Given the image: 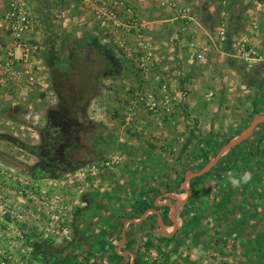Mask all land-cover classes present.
<instances>
[{
	"label": "rangeland",
	"instance_id": "obj_1",
	"mask_svg": "<svg viewBox=\"0 0 264 264\" xmlns=\"http://www.w3.org/2000/svg\"><path fill=\"white\" fill-rule=\"evenodd\" d=\"M90 1L28 0L43 88L0 89V262L129 264L115 251L124 221L155 209L170 231L155 198L182 199L185 175L264 115V0H121L139 23L122 48L94 38ZM143 84L165 85L169 112L128 109ZM55 89L84 98L76 120ZM104 175H120L110 212L96 203ZM167 202L173 234L155 214L129 225L134 264H264V124Z\"/></svg>",
	"mask_w": 264,
	"mask_h": 264
},
{
	"label": "built area",
	"instance_id": "obj_2",
	"mask_svg": "<svg viewBox=\"0 0 264 264\" xmlns=\"http://www.w3.org/2000/svg\"><path fill=\"white\" fill-rule=\"evenodd\" d=\"M119 1L121 0H91L90 8L91 19L96 27L94 38L104 42L110 39L122 48L124 37L136 30L139 23L137 15L129 6L123 13L124 19H121L118 11ZM36 25L28 0H0V89L22 85L31 87L35 84L43 88V80L37 72L38 62L33 56L37 49L33 44L36 42ZM148 80L146 78V81ZM165 91V85L154 90L143 84L139 90L130 93L128 109L137 107L139 103L154 114L161 109L169 112L167 101L160 107ZM0 264L7 263L1 261Z\"/></svg>",
	"mask_w": 264,
	"mask_h": 264
},
{
	"label": "crops",
	"instance_id": "obj_3",
	"mask_svg": "<svg viewBox=\"0 0 264 264\" xmlns=\"http://www.w3.org/2000/svg\"><path fill=\"white\" fill-rule=\"evenodd\" d=\"M59 2H61V0H58ZM64 0H62V2H63ZM64 11V10H63ZM64 13H65V11L62 13V14H60V15H57L56 17H58V18H64ZM52 17V16H51ZM54 18V17H53ZM46 22H49L48 20L46 21ZM43 23H45V22H43ZM87 26H90V29H92V22H87ZM45 25H49V23H45ZM62 25L64 26L65 25V22H64V20H62ZM89 28V27H88ZM101 42H104V41H100V43ZM120 179V175H108V176H105L104 175V177H102V179H101V182H100V186H99V190H98V195H97V198H96V203H98L99 205H101V206H103V212H110L111 211V203H110V201H111V199L110 198H108L106 195H107V193L105 194V192H106V190H109V188H110V186H112L113 184H112V182H116V181H118ZM172 194V193H171ZM173 195V194H172ZM165 197H168V198H170L172 201H175V200H173L172 199V197L171 196H169V195H167V193H163V194H161V195H159V196H157L156 198H155V200H154V205L156 204V203H158V206L157 207H159V206H166L165 204L166 203H160V201L163 199V198H165ZM95 198H93V199H95ZM159 198V199H158ZM175 198H177V197H175ZM184 198V197H183ZM182 198V199H183ZM93 199H89V197L87 198L86 197V199H84L83 200V204H81V207L80 208H77V209H74L73 210V218H75V219H79V217L81 216L80 214H81V212L84 210L85 211V207L86 208H88L89 210H92V202H93ZM156 199H158V201L156 202ZM177 199H179V198H177ZM175 202H177V201H175ZM167 203H170V202H167ZM178 203V202H177ZM172 204V203H171ZM178 204H180V203H178ZM184 204V203H183ZM167 207V206H166ZM88 209H86V210H88ZM175 210H176V208H175ZM150 214H155V215H157V223H158V225H159V229L162 231V233H164L165 235H167V236H169V235H171V234H168L169 232H171L172 230H173V224H172V222H171V225H172V229L170 230V231H166L165 229H164V226L161 224V220H160V218H159V214L157 213V211H156V213H150ZM147 215H149V214H147ZM145 219V218H144ZM143 219V220H144ZM143 220H128V221H124V223H123V225H122V228H121V232H120V241H119V243H118V245L116 246V248H115V251H116V253L117 254H119V255H121L120 257H122V259H123V261L124 260H126L127 258H130L131 259V256H130V252L129 251H127V250H124V246H125V243L127 242V238H128V236H129V234L130 233H132V230H133V228H136V227H129V225H134V226H137V225H139V224H141L142 222H143ZM176 220V219H175ZM131 221H133V222H131ZM84 225H83V230H85V229H87V226H86V222L84 221V223H83ZM177 224V223H176ZM86 226V227H85ZM139 227V226H138ZM177 228H178V225H177ZM177 230V229H176ZM130 232V233H129ZM122 233H124V239L122 238ZM174 233V232H173ZM172 233V234H173ZM79 234V233H78ZM78 237H79V240H83V242L85 243V244H89V242L91 243V245L90 246H93L94 245V240L95 239H92L93 241H90L91 239H85L84 237H82V235L80 234V235H78ZM124 240V241H123ZM82 242V241H81ZM82 242V243H83ZM88 242V243H87ZM121 246V247H120ZM93 249H95V247H93ZM93 249H91V250H93ZM132 254V253H131ZM131 262V261H130ZM130 264V263H129Z\"/></svg>",
	"mask_w": 264,
	"mask_h": 264
},
{
	"label": "water",
	"instance_id": "obj_4",
	"mask_svg": "<svg viewBox=\"0 0 264 264\" xmlns=\"http://www.w3.org/2000/svg\"><path fill=\"white\" fill-rule=\"evenodd\" d=\"M260 124H264V115L256 117L254 119H252V121L249 123V125L235 138L229 140L216 154V156L210 160L204 167H202L199 171L196 172H192V173H188L187 175H185L184 179H183V188L185 191V195L183 199H177L175 198L174 195H172L171 193H167V195L171 196L173 200L177 201L180 204L185 203L189 196H190V181L192 179H195L197 177H200L204 174H206L207 172H209L211 170V168L217 164V162L223 157V155L228 152L231 148L236 147L237 145L241 144L242 142H244L245 140H247L249 138V136L251 135V133L253 132V130ZM159 199V198H158ZM158 199H156V202L158 201ZM167 207H170L172 210L171 213V222L173 224V230L171 232H169L168 234H172L173 232L176 231L177 229V224H176V220H175V206L171 203H166L165 204ZM155 206H158V203L155 204ZM150 213H156L155 209H147L141 216L140 221L143 220L147 214ZM133 222V221H131ZM122 238L124 239V233H122ZM124 241V240H123ZM121 247V246H120ZM131 256V262L130 264H134V255L130 253Z\"/></svg>",
	"mask_w": 264,
	"mask_h": 264
},
{
	"label": "trees",
	"instance_id": "obj_5",
	"mask_svg": "<svg viewBox=\"0 0 264 264\" xmlns=\"http://www.w3.org/2000/svg\"><path fill=\"white\" fill-rule=\"evenodd\" d=\"M100 49H101V47H99ZM78 59V58H77ZM76 84V83H75ZM55 92H58L59 94H61L60 92L61 91H59L58 89H55ZM73 93H78V91L76 90V91H73ZM70 96H72V94H69ZM69 95L67 96L66 95V97H63V95L61 94V96L63 97V99H64V104L66 105V107H64L66 110H68V117L69 118H71V120L72 121H74V120H76L77 119V117H76V114H77V112H79L77 109H76V107H77V105L79 104L78 102H80L81 100H83L84 98H82V97H80V98H76L75 100H73V98H74V94H73V96L72 97H69ZM63 106H61V108H62ZM260 142H263V139H262V141H260ZM233 148H231L229 151H231ZM50 158V157H49ZM198 178V177H197ZM196 179V178H195ZM192 180H194V179H192ZM192 180L190 181V184H189V186H191V182H192ZM189 199V198H188ZM128 243L126 242L125 243V245H127ZM134 262H136L135 260H134Z\"/></svg>",
	"mask_w": 264,
	"mask_h": 264
},
{
	"label": "clouds",
	"instance_id": "obj_6",
	"mask_svg": "<svg viewBox=\"0 0 264 264\" xmlns=\"http://www.w3.org/2000/svg\"><path fill=\"white\" fill-rule=\"evenodd\" d=\"M228 175L230 177V182L232 183L233 187H239L240 186V180L232 178V174L231 173H229ZM250 178H251V174L250 173H245L244 181L247 182V180H249Z\"/></svg>",
	"mask_w": 264,
	"mask_h": 264
}]
</instances>
